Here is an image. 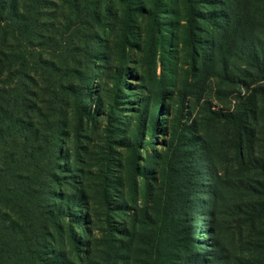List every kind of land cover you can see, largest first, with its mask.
I'll list each match as a JSON object with an SVG mask.
<instances>
[{"label":"trees","instance_id":"16d2710c","mask_svg":"<svg viewBox=\"0 0 264 264\" xmlns=\"http://www.w3.org/2000/svg\"><path fill=\"white\" fill-rule=\"evenodd\" d=\"M222 1L219 14L226 26L212 44L214 58L227 79L243 84L246 92L236 95L234 108H213L212 99L204 95L217 88L215 96L222 102L223 84L214 79L222 77L211 72L203 60V67L195 71L200 77L198 103L203 100L204 112L190 133H197L203 146L216 190L229 182L235 193L246 198L238 213L244 215L250 255L242 263L264 264V234L259 235L264 219V40H248L258 26L264 33V5L258 11L254 8L258 0ZM111 2L115 4V0H0V264L190 262L177 256L174 243L181 227L186 246H190L192 193L203 161L201 152L189 142L175 143L167 176L153 178V184L158 185L155 190L154 184L151 194L163 196L159 209L130 208L122 228L109 220L101 235L89 232L87 213L88 241L71 235L72 250L62 234L66 218L73 221L75 217L67 209L74 196H68L62 205L53 198L63 201L66 194L55 187L69 183L61 162L62 141L72 132L69 111L81 114L80 120L86 114L84 88L77 80L89 73L98 59L101 27L114 12ZM190 4L192 10L197 9L199 0H190ZM233 57L244 62L237 69L245 79L235 81L228 73ZM72 95L78 97L74 104L69 101ZM219 132H223L221 170L212 158L219 145L212 139ZM183 146H188L184 154ZM186 168L191 169L190 178L184 176ZM75 201L85 210L89 208L87 202ZM164 220L167 240L161 235ZM139 224L144 230L150 227L149 237L140 232ZM56 233H61V249L56 245ZM74 252L76 258L71 255Z\"/></svg>","mask_w":264,"mask_h":264},{"label":"rangeland","instance_id":"374dc122","mask_svg":"<svg viewBox=\"0 0 264 264\" xmlns=\"http://www.w3.org/2000/svg\"><path fill=\"white\" fill-rule=\"evenodd\" d=\"M123 1L110 3L114 12L101 27L98 59L91 71L77 80L84 88L86 114L80 120L81 114L69 111L72 132L62 141L61 162L65 181L69 183L55 187L66 194L63 201L53 198L62 205L67 203L68 196H74L69 199L71 208L67 209L75 217L73 221L66 218V231L62 233L67 237V248H73L71 235L86 242L89 232L101 235L109 220H113L111 224L116 228H122L130 208L159 209L163 196L151 194L154 184L155 190L158 185L153 184V178L157 175L160 180L167 176L173 145L189 142V146L201 152L203 161L199 163L198 184L192 193L190 246H186L180 227L174 242L177 256L190 261L189 264H243L250 255L247 250L250 236L244 215L238 210L246 198L235 193L229 182L216 190L213 178L209 177L203 146L196 138L197 133H190L204 112L203 100L198 103L200 89L196 84L200 77L195 71L203 67V60L211 72L222 77L214 79L223 84V101L215 96L217 88L208 89L204 95L212 99L213 108H234L236 95L246 92L243 84L227 79L222 65L214 58L212 44L226 26L219 14L223 1L199 0L198 8L193 10L190 0ZM263 5L262 0L254 1L258 11ZM248 40H264L260 26L251 31ZM230 65L228 73L235 76V81L245 79L237 69L244 66L241 58H231ZM71 99L73 103L78 97L72 95ZM222 138L223 132H219L212 139L219 143L212 158L220 170L224 156ZM187 148L182 147L183 154ZM186 160L191 162L189 158ZM190 173L191 169H184L186 178H190ZM77 199L87 202L89 208L85 210ZM87 213L91 220L89 232ZM139 226L142 234L146 232V238L151 235L150 227L144 230V225ZM166 229L164 220L161 233L164 240ZM60 234L56 233L58 248ZM263 234L264 219L259 235ZM84 250L81 246L80 251ZM77 254L71 255L76 258ZM141 258L145 259V254ZM55 264L61 263L55 260Z\"/></svg>","mask_w":264,"mask_h":264}]
</instances>
